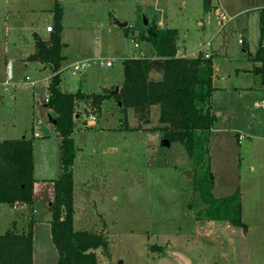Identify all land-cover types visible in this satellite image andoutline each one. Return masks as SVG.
<instances>
[{
	"label": "rangeland",
	"instance_id": "rangeland-1",
	"mask_svg": "<svg viewBox=\"0 0 264 264\" xmlns=\"http://www.w3.org/2000/svg\"><path fill=\"white\" fill-rule=\"evenodd\" d=\"M59 1L15 0L22 8L18 10L11 7L9 0H0V54L7 42L9 55L20 54L14 53L16 41L18 48L31 49V27L44 30L47 24L54 26L50 8L59 3L64 8L63 38L69 41L70 59L91 58L84 74L75 75L68 67L62 78L64 89L74 92L82 86L90 94L78 101L76 114L81 115L74 117V138L84 147L73 169L78 185L74 227L103 231L108 236L110 256L99 250L101 264H264V91L243 88L261 86L264 80L261 61L249 57L260 43L257 7L264 6V0H221L231 20L227 16L222 20L212 10L220 5L219 0ZM210 1L207 9L205 5ZM158 20L165 24L162 27L179 30L180 45L187 54L216 51L214 83L221 87L215 91L213 103L219 109L217 114L222 113L207 143L214 172L212 189L219 202L235 196L228 202L231 216L237 215L235 205L240 201L239 226L228 218L217 220L207 215V203L198 186L202 174L197 163L180 142L167 145L164 133L152 130L160 125L159 106H152L150 123L143 124L142 129L126 131L119 128L124 115L122 106L113 99L104 100L100 109L93 103L92 94L105 92L104 85L115 83L117 87L123 82L124 58L132 52L143 55L148 47L151 49L150 42L133 34H139L148 24L160 26ZM124 22L128 25L122 26ZM241 37L247 40V50ZM101 59H112L114 64L107 66ZM3 64L0 60V79L8 78L10 91L0 85L4 94L0 97V136H30L38 131L41 135L36 138V176H42L44 170L51 174V166L46 167L56 165L57 154L51 153L57 152L59 143L47 135L53 115L44 106L50 69L35 70L34 66L23 67V62L14 61V76L10 78ZM28 73L35 78V85L23 81ZM13 82L17 85L12 86ZM91 114L97 116L95 122ZM127 116L131 126L140 123L133 109H127ZM239 130L247 134L243 133L241 142ZM42 204L38 245L45 248L47 263L51 264L59 253L48 227L51 211L48 203ZM14 215L4 204L0 210L1 227Z\"/></svg>",
	"mask_w": 264,
	"mask_h": 264
},
{
	"label": "trees",
	"instance_id": "trees-1",
	"mask_svg": "<svg viewBox=\"0 0 264 264\" xmlns=\"http://www.w3.org/2000/svg\"><path fill=\"white\" fill-rule=\"evenodd\" d=\"M206 3V8L210 7ZM54 26L48 39L36 34L35 52L29 57L43 61L53 73L47 85L46 106L52 108L56 130L61 139L60 174L54 181L55 197L50 205L52 237L58 249L57 264H101L98 251L110 256L108 236L103 231L77 230L74 227V176L73 167L76 154L74 140L76 105L79 100L90 94L82 90L68 92L61 90V68L66 56L62 53L63 7L56 3ZM260 43L256 53L249 57L261 61L264 71V7L259 10ZM125 30L127 28L125 27ZM141 41L150 42L151 55H132L124 58V80L116 86L105 88V92L92 94L93 103L100 109L104 100L113 99L124 109L120 119L122 130L142 129L150 123L152 106L160 107V125L152 130H160L164 137L180 142L190 158L199 167L202 178L198 186L202 189L203 200L207 203V215L222 220L228 218L235 226L241 225L240 201L236 216H231L229 200L213 194L214 172L211 170L209 145L217 114L211 103L214 86L213 55L201 51L197 56L178 54L179 30L175 27H160L148 24L141 32L133 34ZM247 40L242 38L246 47ZM256 71L260 72L259 68ZM127 109H133L140 122L131 126ZM34 143L33 139L20 137L0 140V204H15L17 201L32 204L34 200ZM225 212V215H224ZM34 219L22 230L17 229L16 221L6 232H0V264H33Z\"/></svg>",
	"mask_w": 264,
	"mask_h": 264
},
{
	"label": "crops",
	"instance_id": "crops-1",
	"mask_svg": "<svg viewBox=\"0 0 264 264\" xmlns=\"http://www.w3.org/2000/svg\"><path fill=\"white\" fill-rule=\"evenodd\" d=\"M9 2L11 4L13 3V5H11V4L10 5L14 9H18V10L22 9L21 7H19L18 5H16L15 0H13V1L9 0ZM58 2L61 3V1H59V0H58ZM219 2H220V5H216L212 9V10H214V13L216 15H218V17H219V14H221L223 12H226L227 13L226 9L222 5L221 0H219ZM210 3H211V1H210ZM11 7H10L9 10H11ZM262 7H264V6L257 7V9H258V16H259V10ZM31 9H34V8L32 7ZM53 9H54V7L53 8H50V10L52 11V13H53ZM63 12H64V8H63ZM246 12L247 11H245V13ZM227 17L230 20L232 19V16L229 15V14L227 15ZM53 18H54V14H53ZM62 21H63V19H62ZM226 22L224 21L223 23L226 24ZM157 23L160 24V27H162V26L165 25V24L164 25L161 24L162 23L161 20H158ZM48 25H53V24H47L46 25V28L44 30L43 29H41V30L40 29H35L36 27H34V26L31 27V29L33 31L32 32L33 37L31 38L32 39L33 46H32L31 49H27L25 51L22 48H18L17 47V45L19 44V42H17V41L14 42V51H15L14 53H16V51H19L20 52V54L17 55V56H14V54H10L9 55V50H10L9 43L8 42L6 43V47L4 48V53H1L0 54V60L2 62H4V64H3L4 71L6 72L7 70H9L10 78H11L12 75L14 76V73H13L14 72V61L23 62L24 63L23 64V67L34 66V69L35 70H44L45 67H48L47 65H44L43 61L31 59L29 57L32 53L35 52V48H36L35 47V43H36L35 36H36V34L39 35L42 39H45V37H46L45 35H47V34L50 35L51 31L47 30V26ZM259 26H260V16H259ZM109 27H111V24L109 25ZM167 27H170V26L167 25ZM64 28H65V24H64V21H63V29ZM163 28H165V27H163ZM6 29H9V26H6ZM109 29L110 28H108V30ZM61 38H62V41L65 43V45H64V47L62 49V53L66 56V59L64 60L63 65H62V68H61V73L63 75V71L66 68H68V67H71L72 68V73H74L73 72V66H72L73 63L78 62L79 60H82V59H91V58H82V59H79V60H77V59H70L71 57L67 53V47L69 45V41H66L63 38V30L61 32ZM242 38L243 37H241V43H242ZM180 41H181V39L179 37V39H178V54L179 55H181V56H183V55H186V56H197L200 53V51H199L198 53H196L194 55L187 54L185 52V47H183V46L180 45ZM211 46H212V43H211ZM146 50H148L147 52L145 51L146 54L147 53H148V55H151L152 54V48L150 49L148 47ZM243 50L245 51V49H243ZM204 52L210 53L211 55H214V52L216 53V51H214V49H208V50H206ZM134 53H136V52H132L128 57H131L132 55H136ZM84 72L82 74H84ZM50 73L51 74L49 76V79L47 80V84H46V88H45V91H47V93H46V99H45V103H44V106L45 107H46V101L48 100L47 85L49 84V82L51 80V77L53 75V73L51 72V69H50ZM74 74L75 75H78L76 73H74ZM28 76H30L31 80H26V78ZM88 76H89V73L87 72L86 75H85V77H84V80L86 82L88 81ZM221 78L224 79L225 76L222 75ZM262 79H263V76H262ZM81 80H83V78ZM23 81H26V82L29 81V82L32 83V85H35L36 84L35 78H33L32 75L29 74V73L27 74V76L24 78ZM32 81H34V82H32ZM213 83H214V79H213ZM0 85L3 86V89L6 92H9L10 91L9 86H7V85H10V82H9L8 78H5L4 77V78L0 79ZM13 85H17L16 82H13L12 86ZM114 85H115V83L114 84H107V85H104L103 87L106 88V87H110V86H114ZM118 85H120V84H118ZM254 85H252V86H246V87H243V88H248V89L254 88L255 90H263L264 91V80H262V83H260L261 86H258L257 84H256L257 86H254ZM214 86H216L215 91H217V89L219 87H221L219 85L218 86L215 85V83H214ZM225 87H227V86H225ZM60 88H61V90L68 91V92H72L71 90H66V89L63 88V78H62V82L60 84ZM80 88L82 89V91H84V93L85 92L87 93L89 91L88 89L82 88V86H80L78 89H80ZM78 89L74 90V92H76ZM215 91L213 92V95H214ZM90 92H92V91H90ZM3 96H4V94L2 92H0V97L2 98ZM211 103H213V96H212ZM49 109L53 112V115H52V117L50 115V118H51V121L52 122L51 123H48L49 124V127L47 129V131H48V134L47 135L49 136L48 138H54L59 143V149H57V152H55V150H53L52 153H51L52 155H54L53 153H56L57 154L56 155L57 161L55 163L56 164L55 165L56 167L53 165V163L51 165L48 164L47 167H46V164H45V167L46 168H50V166H51V169H53V170H51V174H46V170H44L45 173H42V176H40L41 178L36 176L37 175V171H38V163H37V160H36V150H37V147H38V142H36V138L37 137H40V135H41L38 131L37 132H34L33 131L30 134V136H27V134H24L22 136L20 134L19 135L14 134L13 136H11V135H9V136L8 135H2V136H0V140L20 138V137H26V138H30L31 137L33 139V143H34V160H35V163H34V172L33 173H34V177H35V183H34V188H33L34 200H33L32 204H29V203H26V202H21V201H17L13 205L12 204H9V203H1L0 204V210H1V207L4 204H6V205H9L10 210L13 212V214H15L14 216L10 217L12 219H9L8 222H5L4 225H2V227H1V224H0V232H6L8 230V228L11 226V224L13 222H15V221H16L17 229L22 230V229H24V228H26L28 226V224H29V222H30V220L32 218L34 219V223H33V227H32V229L34 230V237H33V246L34 247H33V256H32V263L33 264H48L47 263V260H46V250H45V248L43 246H41V245H38V243L40 244V240H38V228L37 227L39 226V224L41 222V211H40V207L42 208V205H43L42 203H48V206L49 207H47V209H48V211H51L50 210V205H51V203H52V201H53V199L55 197V194H54V181H55V179H57L59 177V174H60V159H59V155H60V148H61V142H60L61 139H60V137L58 135V132L56 130V126L54 125V122H53V119L56 116V113H55V111L52 108H49ZM213 109H214V111L217 114V112L219 111V109L218 110L215 109L214 103H213ZM221 113H222V111L219 112L217 114V116L219 114H221ZM76 115H77L76 117H78L81 114L80 113H77ZM76 127L77 126L75 125V128ZM82 130H84V129H82ZM87 131L88 132L91 131L92 133L95 132V131H92V130H87ZM99 131L106 132V131H109V130L99 129ZM214 132H215V125H214V129H213V133ZM239 132H240V135L239 136L241 137L240 140H239V142H241L242 137L245 138V135L243 134L245 132H242L240 130H239ZM74 140H75V138H74ZM76 146H77V149H76V154H75V158H74L75 159V161H74V167H75V165L77 163V159H76L77 158V154L82 153V151L84 149L83 146H80V145L77 144V141H76ZM211 160H212V157H211ZM54 167H55V169H54ZM74 167H73V169H74ZM73 176H74L73 193H74V202H75V200H76V194H77L76 191L78 189V185H77V176H75L74 171H73ZM42 180H43V182H42ZM46 182H48V183L47 184H44ZM44 185H46V188H45ZM74 205H75V203H74ZM74 215H75V213H74ZM13 217H15V219H13ZM51 217H52V211H51V216L49 217V220H48V224H49L48 227L50 228V234L52 236V228H51V223H50ZM52 240H53V237H52ZM53 243H54V241H53ZM54 245H55V243H54ZM56 248H57V246H56ZM57 260H58V257H56L54 260H52L51 264H57L58 263Z\"/></svg>",
	"mask_w": 264,
	"mask_h": 264
},
{
	"label": "built area",
	"instance_id": "built-area-1",
	"mask_svg": "<svg viewBox=\"0 0 264 264\" xmlns=\"http://www.w3.org/2000/svg\"><path fill=\"white\" fill-rule=\"evenodd\" d=\"M226 13H221L219 14V17L222 19V20H225L227 17H226ZM47 30L49 31H52L53 30V25H48L47 26ZM136 45H138V43H136ZM143 55H146V53H143ZM207 55H211L210 53H207ZM103 63H105L107 66H112L114 64V60L112 59H108V60H105L104 59H101ZM89 59H82V60H79V62H75L73 63V72L76 73V74H80V73H83L84 70H86L88 68V65H89ZM26 80H31L30 76H28L26 78ZM34 82V81H32ZM90 119L92 120V122H95V120H97V116L94 115V114H91L90 115Z\"/></svg>",
	"mask_w": 264,
	"mask_h": 264
},
{
	"label": "water",
	"instance_id": "water-1",
	"mask_svg": "<svg viewBox=\"0 0 264 264\" xmlns=\"http://www.w3.org/2000/svg\"><path fill=\"white\" fill-rule=\"evenodd\" d=\"M145 19H146V18H145ZM147 22H148V19H146V24H147ZM121 25H122V26H127L128 23H127V22H124V23H121ZM115 89H116V90H119L118 86L115 87ZM53 122H55V119H53ZM164 143L168 145V144H170V140L164 138Z\"/></svg>",
	"mask_w": 264,
	"mask_h": 264
}]
</instances>
